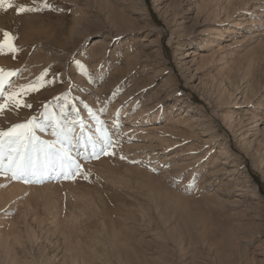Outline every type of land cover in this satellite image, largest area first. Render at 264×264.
I'll return each mask as SVG.
<instances>
[{"label":"rangeland","instance_id":"1","mask_svg":"<svg viewBox=\"0 0 264 264\" xmlns=\"http://www.w3.org/2000/svg\"><path fill=\"white\" fill-rule=\"evenodd\" d=\"M11 3L6 92L51 82L0 130L47 105L112 143L67 179L0 175V264H264V0Z\"/></svg>","mask_w":264,"mask_h":264},{"label":"snow or ice","instance_id":"2","mask_svg":"<svg viewBox=\"0 0 264 264\" xmlns=\"http://www.w3.org/2000/svg\"><path fill=\"white\" fill-rule=\"evenodd\" d=\"M10 7H12L11 0H0V9L7 10ZM37 10L25 6L16 9L18 14ZM14 39L15 37L9 32H2L0 55L12 53L15 58L14 54L18 49L13 44ZM78 67L82 66L78 64ZM15 74L14 72L5 73L3 69H0V113L6 107L31 108L32 105L26 104L23 96L31 91H38L40 87L51 82L44 79L47 76V70H45L36 81L30 82L27 86H21L19 92H6L7 77ZM8 87H11L10 83ZM41 117L40 120L33 117L26 122L14 124L7 130H0V175H10L11 179L22 180L25 183L40 182L52 172L67 179L73 174H79L81 167L77 160L73 159V147L82 146L86 152L90 148V155L95 158L104 153L112 143L111 139L103 134L96 137L89 136L86 139L82 135H74L75 122L72 127H69L66 122L62 123L59 117L48 112L47 105ZM46 126L52 128L51 134L55 137L52 141L41 140L36 135L37 129L44 131ZM97 131L99 133V129ZM77 155L84 161L89 159V155L83 153Z\"/></svg>","mask_w":264,"mask_h":264},{"label":"bare ground","instance_id":"3","mask_svg":"<svg viewBox=\"0 0 264 264\" xmlns=\"http://www.w3.org/2000/svg\"><path fill=\"white\" fill-rule=\"evenodd\" d=\"M222 35H223V33H222ZM186 44H187V45H186V48H187V47H190L191 45L194 44V41H193V40H189V41L186 42ZM208 228H209V227H208ZM232 230H233V228H232ZM234 230H235V229H234ZM229 237L231 238V236H229ZM249 239H251V241H252V238H249ZM251 241H250L249 243H251ZM233 242H234V240H233ZM233 242H232V243H233ZM124 243H125V242H124ZM242 243H243V242H242ZM245 245H246V244H245ZM241 246H242V245H241ZM243 246H244V245H243ZM243 246L240 247L239 250H240L241 248H243ZM244 248H245V247H244ZM244 250H245V249H244Z\"/></svg>","mask_w":264,"mask_h":264}]
</instances>
